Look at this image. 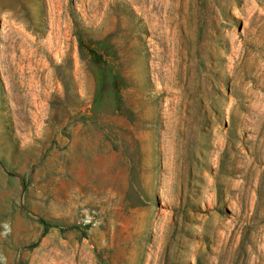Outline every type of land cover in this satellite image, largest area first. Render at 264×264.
<instances>
[{
	"label": "rangeland",
	"instance_id": "374dc122",
	"mask_svg": "<svg viewBox=\"0 0 264 264\" xmlns=\"http://www.w3.org/2000/svg\"><path fill=\"white\" fill-rule=\"evenodd\" d=\"M0 264H264V0H0Z\"/></svg>",
	"mask_w": 264,
	"mask_h": 264
}]
</instances>
